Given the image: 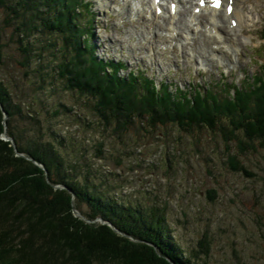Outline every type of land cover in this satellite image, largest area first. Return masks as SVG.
I'll use <instances>...</instances> for the list:
<instances>
[{"label": "trees", "instance_id": "trees-1", "mask_svg": "<svg viewBox=\"0 0 264 264\" xmlns=\"http://www.w3.org/2000/svg\"><path fill=\"white\" fill-rule=\"evenodd\" d=\"M81 4V0H0L4 11L0 20V264H200L201 254L210 255V242L201 239L188 255L173 235L166 204L125 196L120 184L104 187L91 178L102 164L95 171L86 165L84 171L86 162L69 160L65 151H78L86 147L83 143L92 145L85 153L91 152L105 166L106 141H93L94 129L105 136L160 140L162 135L171 138L167 132L160 134V129L194 134L219 125L227 141L236 138L241 146L256 148L255 140L264 145V79H248L247 86L228 85L235 89L232 99L213 91L191 99L171 93L168 87L159 93L146 78H121L117 68L110 74L93 44L83 39L91 21L82 26L76 10ZM9 33L12 37L5 42ZM9 56L23 67L37 92L69 93L71 105L59 100L45 113H65L90 137L60 132L34 108L38 99L28 101L23 93L15 96L1 77ZM39 99V105H44L46 101ZM223 116L229 118L230 129H223ZM19 119L25 125L20 126ZM6 124L16 146L3 138ZM129 153L133 149L115 157L118 168ZM170 156L165 158L169 167ZM232 165L253 175L237 158ZM75 209L86 219L76 216Z\"/></svg>", "mask_w": 264, "mask_h": 264}, {"label": "rangeland", "instance_id": "rangeland-1", "mask_svg": "<svg viewBox=\"0 0 264 264\" xmlns=\"http://www.w3.org/2000/svg\"><path fill=\"white\" fill-rule=\"evenodd\" d=\"M242 5L246 8L244 12L246 24L241 34L237 30L238 42L242 44L240 50L230 53L218 47L220 49L218 51L227 52L229 57V59L224 57L223 62H228L223 66L224 74L222 69H219L218 60L204 59V62L200 60L199 52L207 54L208 50L210 52L212 48L214 49L213 43L216 42V38L206 35L204 38L203 35L197 36L196 42L184 45L183 55L189 56L188 58L193 62L192 65L188 63L191 62L190 59L185 58L188 67L176 66L178 71L169 75L168 69L177 61L168 57L164 59L165 71L159 70L158 74L170 76L174 83L184 88L194 84L196 87L201 86L207 92V88L212 89L220 97L228 96L230 93L231 99L234 91L228 85L234 78L237 79L238 84L243 86H247V81L244 79L246 73L250 76L256 75L252 82L257 77L264 79V69L260 65L262 61L264 62V58L260 57L258 62V56H256L254 57L255 62H252L250 57L254 53L253 48L264 43V0H248ZM97 7L100 12L103 11L101 7ZM3 12L0 7V20L4 17ZM122 17L126 25L121 29L116 28L117 25H122L119 17L109 18L110 26L107 30L104 21L101 23L100 27L105 28L96 30L94 36L96 44L110 48V57L117 58L116 54H119L126 60L128 59L130 66L139 63L144 68L151 66L153 62H149L148 58L144 59L148 57L151 47L146 43L143 44L145 41L141 43L135 40L136 38L129 39L134 35L133 32L136 31L138 22L132 24L127 22L129 21L128 16L122 15ZM223 28L228 29L226 25H223ZM243 34L251 37L249 43L245 44L239 40ZM11 37L9 33L5 42H8ZM235 37L236 35L228 29L225 35L226 40L234 41ZM161 41L159 44L164 46L163 40ZM199 42L202 45H198ZM5 49L6 52L10 51L9 47ZM117 50L120 52L117 53ZM160 53L165 56L166 52L162 50ZM158 54L156 56H159ZM235 54L238 61L234 60ZM193 65H199L198 71ZM149 69L151 75L153 70ZM1 77L15 92V96L23 93L31 99L28 101L35 99L40 101L39 98L45 100L44 105H39L36 101L34 108L41 110L42 118H49L47 122L53 125V128L62 133L69 130L73 135H77L76 137L84 135L90 137L89 133L83 132L82 128L71 121L65 113L58 116L45 113V110L57 104L59 100L71 105L73 99L69 93L62 90L53 94L45 93L46 90L43 91L44 93L37 92L36 86L30 82L29 77L25 76L23 67L10 56L6 59V66H3L1 70ZM215 80L219 85L217 83L215 85ZM223 117L226 120L222 124L223 129H230L229 118ZM17 122L20 126L25 125L21 119ZM7 131L6 124L4 133L12 137ZM103 132L94 129L90 133L93 141L105 138V152L109 157L105 166L104 162L91 157V152L85 153L92 145L84 143L83 146L86 147L79 149L80 152L69 149L65 151L66 157L69 160L78 159L86 162L84 171L87 169L86 165L91 164L92 170L95 171L99 164H102L103 167L99 168L100 172L91 178L102 183L104 187L112 183L113 185L120 184L123 185L122 194L125 196H142L146 202L159 200L166 204L173 235L188 255L189 250L198 248L201 239H207L210 242V255L205 257L201 254L200 264H205V261H207L206 264H264V145H261V140H255L256 148L247 149L246 146H241L236 138L227 141L223 136L221 125L215 130L203 128L201 131H195L194 134L178 131L175 128L158 130L160 134L167 132L171 135V138H167L169 135L160 136L165 140L157 138L139 140L136 136L128 135H123L121 139L117 135L105 136ZM107 132L109 133V131L105 133ZM124 140H126L125 143ZM138 144L140 147H136ZM129 149H133L134 153L126 154L128 157H124L122 167L118 168L115 164V157ZM135 152L138 154L135 155ZM166 154L172 155L170 156L173 160L170 161L171 167L165 160ZM234 158L239 159L249 171L253 172V175L234 170L232 165ZM132 168L135 170L133 171ZM112 171L118 175L115 176ZM105 172L111 174V178L105 175ZM101 219L98 218L99 221H102Z\"/></svg>", "mask_w": 264, "mask_h": 264}, {"label": "bare ground", "instance_id": "bare-ground-1", "mask_svg": "<svg viewBox=\"0 0 264 264\" xmlns=\"http://www.w3.org/2000/svg\"><path fill=\"white\" fill-rule=\"evenodd\" d=\"M111 1L112 0H102L103 3H101L100 5L103 6V7H106L108 5L110 6ZM178 1H179L180 5H181L182 9H180V17L177 19V21L182 22V24L184 25V27L186 29V31H185L186 33L195 34L196 31H198L196 33L202 32L203 30L204 31H207L208 30L207 24H212V27H211L212 29L219 30L220 29L219 28V24L221 22H224V18L225 17H224V15L223 16L221 15V13H222L221 11L220 12L219 11L217 12V11L214 10L213 11L214 13H209L213 17V20H212V23H211V22H208L207 21L208 20L207 17L205 19V15H206L207 11L202 10V12L198 16L195 15V17H198L199 18V22L196 23V26L194 27V24L193 23L191 24L188 21V17L191 15V8H190L191 6L189 7L188 6V3L190 5V4L193 3L194 0H192V1H190V0H178ZM245 1H248V0H237V3H236L237 6L233 10L232 15L234 17H236L238 19V22H239V24H238L239 26H237L238 28L237 27L234 28L235 30H238V29L240 30L242 28V22H243V15H242V13H244L245 10H246L245 6L244 5L242 6V3H244ZM144 2H145V0L142 1L143 4H144ZM131 3L132 2H128V4H130V5H131ZM128 8L130 9L129 6H128ZM131 11L133 12L134 9H131L130 12ZM138 14L141 15L140 12ZM140 18H142V17H140ZM234 29H232V30L235 31ZM222 31H223V29L221 31L219 30V33L218 34L221 35L223 33ZM198 45H202V44L199 42ZM237 45H238L237 39L235 38V42H231L230 43V48L231 49L232 48H235V47H237ZM207 52H208V58L210 60H212V58L209 56V54L210 55L211 54L216 55V54L213 53L214 50L210 51V53H209V50ZM199 53H201V52H199ZM204 59L205 58H203V61H204Z\"/></svg>", "mask_w": 264, "mask_h": 264}, {"label": "water", "instance_id": "water-1", "mask_svg": "<svg viewBox=\"0 0 264 264\" xmlns=\"http://www.w3.org/2000/svg\"><path fill=\"white\" fill-rule=\"evenodd\" d=\"M7 118V113L5 112V119ZM3 138H5L6 140H10V141H12L13 143H14V145L16 146V144H15V140L12 138V137H10V136H8L7 134H3ZM60 187V186H59ZM75 215L76 216H78V217H80V218H84V219H86L83 215H81V213L80 212H78L76 209H75ZM102 221V223H108L114 230H117V228L113 225V224H111V223H109V222H106V221H104L103 219H101ZM118 231V230H117Z\"/></svg>", "mask_w": 264, "mask_h": 264}]
</instances>
